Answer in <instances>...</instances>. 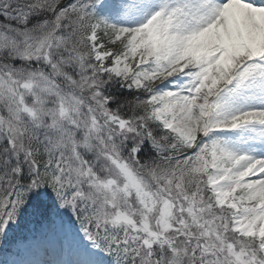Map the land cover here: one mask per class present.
Segmentation results:
<instances>
[{
    "label": "snow or ice",
    "instance_id": "6c2138e0",
    "mask_svg": "<svg viewBox=\"0 0 264 264\" xmlns=\"http://www.w3.org/2000/svg\"><path fill=\"white\" fill-rule=\"evenodd\" d=\"M0 264H264V0H0Z\"/></svg>",
    "mask_w": 264,
    "mask_h": 264
}]
</instances>
